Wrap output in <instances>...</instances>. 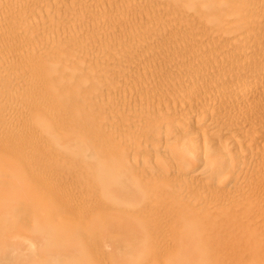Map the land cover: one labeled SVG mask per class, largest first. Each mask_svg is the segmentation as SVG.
I'll list each match as a JSON object with an SVG mask.
<instances>
[{"label":"rangeland","instance_id":"obj_1","mask_svg":"<svg viewBox=\"0 0 264 264\" xmlns=\"http://www.w3.org/2000/svg\"><path fill=\"white\" fill-rule=\"evenodd\" d=\"M263 14L264 0H0V256L264 264Z\"/></svg>","mask_w":264,"mask_h":264},{"label":"bare ground","instance_id":"obj_2","mask_svg":"<svg viewBox=\"0 0 264 264\" xmlns=\"http://www.w3.org/2000/svg\"><path fill=\"white\" fill-rule=\"evenodd\" d=\"M79 1H80V0H79ZM97 1H98V0H97ZM73 2H74V1H73ZM1 3H2V2H1ZM74 3H75V2H74ZM89 3H91V2H89ZM67 4H68V3H67ZM67 4H66V5H67ZM69 4H70V3H69ZM97 4L99 5L98 2H97ZM59 5H60V4H59ZM61 5H62V4H61ZM98 5H97V7H99ZM259 5H260V4H259ZM261 5H262V4H261ZM51 7H52V6H51ZM51 7H50V8H51ZM54 7H55V6H54ZM81 7H82V6H81ZM86 7H87V6H86ZM101 7H102V6H101ZM50 8H49V9H50ZM83 8H84V7H83ZM260 8H261V7H260ZM63 9H64V8H63ZM78 9H79V8H78ZM93 9H94V8H93ZM70 10H71V9H70ZM89 10H90V9H89ZM100 10H101V9H100ZM60 11H61V10H60ZM255 11H256V10H255ZM61 12H62V11H61ZM55 13H56V12H55ZM59 13H60V12H59ZM76 13H77V12H76ZM8 14H9V13H8ZM61 14H62V13H61ZM106 14H107V13H106ZM263 15H264V14H263ZM78 17H79V16H78ZM258 17H259V16H258ZM259 18H260V17H259ZM259 18H258V19H259ZM1 19H2V18H1ZM6 19H7V18H6ZM73 19H74V18H73ZM109 19H110V18H109ZM110 20H111V19H110ZM91 21H92V20H91ZM100 21H101V20H100ZM100 21H99V22H100ZM107 22H108V20H107ZM41 23H42V22H41ZM115 23H116V22H115ZM43 24H44V23H43ZM111 24H112V22H111ZM89 25H90V24H89ZM107 25H108V24H107ZM107 25H106V26H107ZM2 26H3V25H2ZM80 26H81V25H80ZM82 28H83V27H82ZM82 28H81V30H82ZM111 28H113V27H111ZM70 29H71V28H70ZM71 30H72V29H71ZM97 30H98V29H97ZM108 31H109V30H108ZM40 32H41V30H40ZM46 32H47V31H46ZM65 32H66V31H65ZM261 32H262V31H261ZM54 33H55V32H54ZM60 33H61V30H60ZM66 33H67V32H66ZM55 34H56V33H55ZM243 34H244V33H243ZM49 35L52 36L51 34H49ZM256 35H257V34H256ZM263 35H264V34H263ZM263 35H262V36H263ZM62 36H63V34H62ZM88 36H89V35H88ZM257 36H258V35H257ZM47 37H48V36H47ZM55 37H56V36H55ZM67 37H68V36H67ZM50 38H51V37H50ZM50 38H49V39H50ZM53 38H54V37H53ZM63 38H64V37H63ZM69 38H71V37H69ZM83 38H85V36H84ZM57 39H58V38H57ZM66 39H67V38H66ZM50 40H51V39H50ZM55 40H56V38H55ZM90 40H91V38H90ZM92 42H93V41H92ZM98 42H99V40H98ZM98 42H97V43H98ZM230 43H231V42H230ZM92 44H93V43H92ZM240 44H241V43H240ZM251 46H252V45H251ZM122 50H123V49H122ZM128 52H129V50H128ZM29 53H30V52H29ZM238 53H239V52H238ZM250 53H251V52H250ZM252 53H254V52L252 51ZM257 53H258V52H257ZM260 53H261V52H260ZM20 54H21V53H20ZM24 54H25V53H24ZM26 55H27V54H26ZM29 55H30V54H29ZM31 55H32V54H31ZM22 56H23V55H22ZM18 57H19V56H18ZM252 57H253V56H252ZM23 58H24V57H23ZM18 59H19V58H18ZM248 60H249V59H248ZM14 61H15V60H14ZM251 62H252V61H251ZM18 64H19V63H18ZM1 66H2V65H1ZM18 67H19V66H18ZM19 71H20V70H19ZM10 72H11V71H10ZM17 72H18V71H17ZM14 74H15V72H14ZM257 78H258V77H257ZM13 79H14V78H13ZM254 79H255V78H254ZM10 80H11V78H10ZM4 81H5V80H4ZM11 81H12V80H11ZM59 81H60V80H59ZM6 82H7V81H6ZM14 82H15V81H14ZM252 82H253V81H252ZM252 82H251V83H252ZM249 83H250V82H249ZM262 83H263V82H262ZM2 84H3V83H2ZM223 84H224V83H223ZM256 84H257V83H256ZM220 85H221V84H220ZM3 86H4V85H3ZM57 86H58V85H57ZM6 87H7V86H6ZM222 87H223V86H222ZM230 87H231V86H230ZM257 87H258V86H257ZM0 88H1V87H0ZM59 88H60V87H59ZM254 88H255V87H254ZM5 89H6V88H5ZM58 90H59V89H58ZM231 90H232L233 92H234V91L238 92V94L240 93L242 96H248V95H250V94L252 95L253 85H243V84H242V86H239V85H238L237 87H233ZM230 93H231V92H230ZM23 94H24V93H23ZM212 94H213V93H212ZM19 95H20V93H19ZM209 95H210V93H209ZM214 95H216V94H214ZM23 96H24V95H23ZM211 96H212V95H211ZM112 97H113V96H112ZM226 97H227V96H226ZM226 97H225V98H226ZM238 97H239V95H238ZM238 97H237V99H239ZM251 97H252V96H251ZM115 98H116V97H115ZM210 98H211V97H210ZM210 98H209V99H210ZM22 99H23V98H22ZM207 99H208V98H207ZM231 99H232V98H231ZM233 99H234V98H233ZM240 99H241V98H240ZM245 99H247V97H246ZM249 99H250V98H249ZM28 102H29V101H28ZM217 102H218V101H217ZM118 104H119V103H118ZM126 104H127V103H126ZM130 104H131V103H130ZM233 104H234V103H233ZM238 105H239V104H238ZM241 105H242V104H241ZM121 106H122V105H121ZM122 107H124V106H122ZM236 107H237V106H236ZM245 107H246V106H245ZM245 107H244V108H245ZM126 109H127V108H126ZM25 110H26V109H25ZM133 110H134V108H133ZM206 110H207V109H206ZM206 110H205V111H206ZM131 111H132V110H131ZM132 112H133V111H132ZM119 120H120V119H119ZM126 121H128V120H126ZM126 121H124V122H126ZM183 121H184V120H183ZM119 122L121 123V121H119ZM141 122H142V121H141ZM263 122H264V121H263ZM214 123H215V122H214ZM219 123H220V122H219ZM6 124H7V122H6ZM221 124H222V123H221ZM221 124H220V125H221ZM7 125H8V124H7ZM114 125H115V124H114ZM119 125H120V124H119ZM125 125H126V124H125ZM121 126H122V125H121ZM123 126H124V125H123ZM126 126H127V125H126ZM217 126H218V125H217ZM225 126H226V125H225ZM233 126H234V125H233ZM219 127H220V126H219ZM219 127H218V128H219ZM227 127H228V126H227ZM130 128H132V126H131ZM199 128H200V127H199ZM132 129H133V128H132ZM207 129H208V128H207ZM237 129H238V128H237ZM23 130H24V129H23ZM129 130H130V129H129ZM214 130H215V129H214ZM120 131H121V130H120ZM216 131H217V130H216ZM227 131H228V130H227ZM8 132H9V131H8ZM122 132H123V130H122ZM128 132H129V131H128ZM214 132H215V131H214ZM133 133H134V132H133ZM208 133H209V131H208ZM211 133H212V132H211ZM193 134H194L198 139H200L199 137H202V139H203V138H204V135H205V131L196 128ZM234 134H235V133H234ZM206 135H207V134H206ZM209 135H210V133H209ZM209 135H208V137H209ZM195 136H194V137H195ZM123 137H124V136H123ZM213 137H214V136H213ZM240 137H241V136H240ZM127 138H128V137H127ZM197 138H196V139H197ZM210 138H211V137H210ZM131 139H132V138H131ZM202 139H201V140H202ZM228 139H229V138H228ZM233 139H234V138H233ZM235 139H236V138H235ZM128 140H129V139H128ZM128 140H126L127 143H128ZM215 140H216V138H215ZM124 141H125V140H124ZM181 141H182V140H181ZM181 141H180V142H181ZM198 141H199V140H198ZM212 141L214 142V139H212ZM183 142H184V141H183ZM203 142H204V141H203ZM201 143H202V142H201ZM204 143H206V142H204ZM263 143H264V142H263ZM182 144H183V143H182ZM211 144H212V142H211ZM214 144H215V142H214ZM257 144H258V143H257ZM130 145H131V144H130ZM131 146H132V145H131ZM199 146H200V145H199ZM204 146H205V144H204V145L202 144V147H204ZM210 146H213V145H210ZM214 146L216 147V145H214ZM231 146H232V145H231ZM200 147H201V146H200ZM200 147H198V148H199V150L201 151V148H202V147H201V148H200ZM207 147H209V146H207ZM217 147H219V146H217ZM204 148H205V147H204ZM228 148H229V147H228ZM259 148H260V147H259ZM153 149H154V148H153ZM211 149H213V147H211ZM216 149H217V148H216ZM242 149H243V148H242ZM174 150H175V149H174ZM204 150H206V149H204ZM234 150H236V149H233V151H234ZM263 150H264V149H263ZM263 150H262V151H263ZM163 151H164V150H163ZM165 151H166V150H165ZM202 151H203V150H202ZM202 151H201V152H202ZM214 151H215V152H213V151L211 150V152H213V153H215V154L210 153V151H209V155L207 154V156H208V157L210 156V158H213L214 155H216V151H217V150H214ZM161 152H162V151H161ZM179 152H180V151H179ZM182 152H184V151H181V153H182ZM203 152L205 153V151H203ZM203 152H202V153H203ZM162 153H163V152H162ZM202 153H201V154H202ZM164 154H165V153H164ZM170 154H171V152H170ZM235 154H236V153H235ZM239 154H240V153H239ZM160 155H161V154H160ZM166 155H167V154H166ZM190 155H191V154H189V156H190ZM155 156H156V155H155ZM170 156H171V155H170ZM170 156H169V157H170ZM203 156H204V154H202V157H203ZM260 156H261V155H260ZM260 156H259V157H260ZM161 157H163V156H161ZM191 157H192L191 159H193L194 161L201 162V160H203V158H202L201 160L199 159V158L201 157V155L199 154V156H198V153H197L196 155H194V156H191ZM261 158H262V157H261ZM240 159H241V158H239V160H240ZM155 160H156V159H155ZM172 160H173V159H172ZM172 160H171V161H172ZM175 160H176V159H175ZM171 161H170V162H171ZM203 161H205V160H203ZM203 161H202V162H203ZM222 161H223L222 159L219 160L218 164H219V163H221V164H219V166H218V164H217V170H220V169H222V168L226 169V164L228 163L229 160H228L227 158L224 160V161H227L226 164L224 163V161H223V162H222ZM173 162H174V160H173ZM205 162H206V161H205ZM7 163H8L7 167H9V168H11V169H14V168L16 167L15 164H13V163H12L11 161H9V160L7 161ZM229 163H230V162H229ZM247 163H248V162H247ZM247 163H246V164H247ZM252 163H253V162H252ZM259 163H261V161H260ZM152 164H153V162H152ZM174 164H175V163H174ZM153 165H154V164H153ZM193 165H194V164H193ZM172 166H173V164H172ZM203 166H204V165H203ZM258 166H259V165H258ZM155 167H156V166H155ZM238 167H239V166H238ZM251 167H252V166H251ZM176 169H177V168H176ZM224 169H223V170H224ZM234 169H235V168H234ZM236 169H237V168H236ZM249 169H251V168H249ZM261 169H262V167H261ZM144 170H145V169H144ZM205 171H207V170H205ZM229 171H230V170H229ZM237 171H238V170H237ZM244 171H245V169H244ZM259 171H260V170H259ZM200 172H202V171H200ZM147 173H148V172H147ZM198 173H199V172H198ZM204 173H205V172H204ZM204 173H203V174H204ZM150 174H151V173H150ZM150 174H149V175H150ZM194 174H195V173H194ZM196 174H197V173H196ZM260 174H261V173H260ZM262 174H264V173H262ZM164 176H165V175H164ZM175 176H176V175H175ZM165 177H167V176H165ZM241 178H242V175H241ZM241 178H240V179H241ZM246 178H247V176H246ZM260 178H261V177H260ZM214 179H215V178H213V180H214ZM159 180H160V179H159ZM238 180H239V179H238ZM213 182H214V181H213ZM254 182H255V181H254ZM243 183H244V182H242V184H243ZM237 184H238V183H237ZM247 184H248V183H247ZM263 184H264V183H263ZM227 186H228V185H227ZM256 186H257V185H256ZM262 186H263V185H262ZM204 187H206V186H204ZM231 187H232V186H231ZM244 187H245V186H244ZM250 187H251V186H250ZM236 188H237V187H236ZM262 188H263V187H262ZM226 189H227V188H226ZM231 189H232V188H231ZM240 189H241V188H240ZM243 189H244V188H243ZM248 189H249V188H248ZM251 189H252V188H251ZM205 191H206V190H205ZM256 191H257V190H256ZM158 192H159V191H158ZM232 192H233V191H232ZM240 193H241V192H240ZM245 193H246V192H245ZM157 194H158V193H157ZM216 194H217V193H216ZM219 195H220V194H219ZM239 196L241 197V194H240ZM242 196H243V195H242ZM200 198H202V197H200ZM208 198H209V197H208ZM208 198H207V199H208ZM221 198H222V197H221ZM214 199H215V198H214ZM217 199H218V198H217ZM222 200H223V199H222ZM186 201H187V199H186ZM202 201H203V200H202ZM206 201H207V200H206ZM225 201H226V200H225ZM208 202H209V200H208ZM202 203H203V202H202ZM211 203H212V202H211ZM230 203H231V202H230ZM145 204H146V203H145ZM190 204H191V203H190ZM201 205H202V204H201ZM146 206H148V205H146ZM199 206H200V205H199ZM218 206H219V205H218ZM149 208H150V207H149ZM149 208H148V209H149ZM211 209H212V208H211ZM258 213H259V212H258ZM145 217H146V216H145ZM250 217H251V216H250ZM253 220H254V218H253ZM196 222H197V221H196ZM196 222H195V223H196ZM116 223H117V222H116ZM159 226H160V225H159ZM188 226H189V225H188ZM188 226H186V227L188 228ZM192 226L195 227L196 225H195V226H194V225H191V227H192ZM108 227H109V226H108ZM112 227H114V226H112ZM186 227H185V228H186ZM104 228H105V227H104ZM160 228H161V227H160ZM187 228H186V233H188ZM188 229H189V230L191 231V233H192L191 228H188ZM109 230H110V229H109ZM128 230H129V229H128ZM128 230H127V231H128ZM134 230H135V229H134ZM134 230H131V231L134 232ZM103 231H105V230H103ZM135 231H136V230H135ZM111 232H112V231H111ZM105 233H106V232H105ZM137 233H139V232H137ZM188 234H189V233H188ZM183 235L186 236V234H183ZM192 235H193V233H192ZM185 236H184V237H185ZM139 237H140V236H139ZM139 237H138V238H139ZM191 237H192V236H191ZM132 238H133V237H132ZM135 238H136V237H135ZM187 238H188V237H187ZM187 238H184V239L187 240ZM191 240H192V238H191ZM191 240H190V241H191ZM259 240H260V239H259ZM260 241H261V240H260ZM260 241H259V243H260ZM6 242H7V241H6ZM184 242H187V244H188V241H184ZM262 242H263V241H262ZM262 242H261V243H262ZM187 244H186V245H187ZM191 244H192V241H191V243H189V245H191ZM184 245H185V243H184ZM261 245H262V244H261ZM251 246H252L254 249H256V250H254V252L259 251L260 253H263V254H264V247H263V246H262L263 248H262L261 246H259V247H261V248H256L257 245H254V244H252ZM226 247H227V246H226ZM171 248H172V247H171ZM186 248L188 249V247H186ZM189 248H190V247H189ZM185 251H186V250H185ZM248 251H249V250H248ZM10 252H11V251H8V253L5 252L4 254H1V256H0V257H1L0 260H3V259L5 258V260L8 259V261H11L12 264H22L20 258H19L18 256H17V257H13V255H11ZM239 252H240V250H239ZM11 253H12V252H11ZM231 253H232V252H231ZM13 254H14V253H13ZM246 255H247V254H246ZM251 255H253V254H251ZM258 255H259V254H258ZM15 256H16V255H15ZM254 256H255V254H254ZM250 257H251V256H250ZM235 258H236V257H235ZM7 263H8V262H7ZM8 264H9V263H8Z\"/></svg>","mask_w":264,"mask_h":264}]
</instances>
